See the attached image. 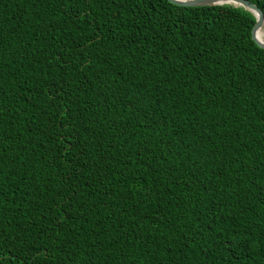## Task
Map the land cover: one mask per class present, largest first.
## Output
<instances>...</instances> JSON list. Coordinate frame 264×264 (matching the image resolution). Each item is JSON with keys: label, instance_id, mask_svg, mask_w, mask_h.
I'll use <instances>...</instances> for the list:
<instances>
[{"label": "trees", "instance_id": "1", "mask_svg": "<svg viewBox=\"0 0 264 264\" xmlns=\"http://www.w3.org/2000/svg\"><path fill=\"white\" fill-rule=\"evenodd\" d=\"M254 23L230 5L0 0V264H264Z\"/></svg>", "mask_w": 264, "mask_h": 264}, {"label": "water", "instance_id": "2", "mask_svg": "<svg viewBox=\"0 0 264 264\" xmlns=\"http://www.w3.org/2000/svg\"><path fill=\"white\" fill-rule=\"evenodd\" d=\"M173 5L179 7H204V6H220L230 5L233 7H241L250 12L254 18L255 23L251 29L252 41L261 49H264V42L259 41L257 33L259 28L263 26V14L261 10L248 0H167Z\"/></svg>", "mask_w": 264, "mask_h": 264}, {"label": "bare ground", "instance_id": "3", "mask_svg": "<svg viewBox=\"0 0 264 264\" xmlns=\"http://www.w3.org/2000/svg\"><path fill=\"white\" fill-rule=\"evenodd\" d=\"M257 38L259 39V41L264 42V28H263V26H261L259 28V31L257 33Z\"/></svg>", "mask_w": 264, "mask_h": 264}]
</instances>
